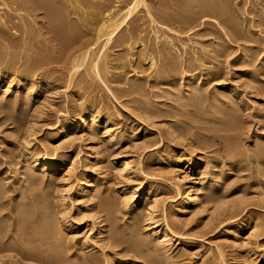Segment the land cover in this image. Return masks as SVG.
I'll return each mask as SVG.
<instances>
[{"label":"rangeland","instance_id":"rangeland-1","mask_svg":"<svg viewBox=\"0 0 264 264\" xmlns=\"http://www.w3.org/2000/svg\"><path fill=\"white\" fill-rule=\"evenodd\" d=\"M66 1L69 5L82 0ZM87 1L88 5L82 8L91 19L84 26L79 21L72 22V15L70 18H49L44 11L35 10L18 16L12 12L14 5H8L10 10L3 7L5 13L10 12L5 14L3 21L0 20V190L4 189L0 191V197L5 194L0 198V206L3 203L0 226L4 229L0 228V235H6L4 238L3 234L0 244L4 241L3 244H7L3 245L5 249L2 246L3 251L0 250V264H70L71 261L73 264H264V162L261 161L264 160V26L255 23L257 26L254 27L250 21H257L261 16L264 19V7H260L264 6V0H223L228 4L222 1L224 8L229 9L225 8L228 14L223 17L226 19L221 18L228 20L229 16L228 21L236 20L238 35L226 29L222 19L209 16L210 12H206L209 10L203 9V4L214 3V6L216 0H177L178 3L176 0H143V4L137 6L116 30L115 43L101 52V39L100 46L95 44V48L93 45L82 61L76 58L81 52H77L76 47L85 39L93 40L91 34L99 29L101 21L106 25L108 19L121 20L124 11L135 0ZM93 2L100 4L101 12L96 10L99 16L93 10ZM28 5L26 7H33V4ZM198 6L202 12L199 9L198 12ZM56 7L62 11L59 4ZM188 19L193 23H188ZM57 27L61 35L70 38L69 44L55 40ZM162 45L171 53L169 58L177 77L174 74L164 78L161 58L155 53ZM169 46L174 50L171 51ZM149 47L156 48L151 51ZM150 53L155 66L146 60ZM246 56L250 62L245 61ZM96 62L99 74L94 68ZM28 66L37 72L27 73ZM210 70L211 74H207ZM24 71L29 82H21L20 75ZM46 81L48 85L44 84ZM194 92L197 93L195 97ZM79 109L81 112L101 111L97 113V132L93 130V133L92 128L87 127L78 132L81 136L78 135V143L71 137L64 138L62 143L53 142L54 124L58 120L63 125L71 123ZM65 114L72 118H63ZM14 116L21 118L20 125L9 118ZM225 120L230 123H224ZM55 145L61 147L57 157L72 159L73 164L43 175L37 165L31 164L28 151L52 156ZM227 148L231 149L232 157L224 154ZM89 157L95 158L93 164H89ZM86 171L95 179L88 183L86 194L75 205V189ZM177 178L184 180L185 189L192 185L200 194L205 192L202 189L208 185L206 183H212L209 192L215 195L214 198L211 196L210 202L203 203L205 195H202L193 208L184 212L179 207V200L173 198ZM260 179L262 182L257 181ZM99 194L110 196L107 197L109 200L115 197L117 211L113 208L115 211H108L110 215L103 211L101 202L105 199L101 200ZM32 197L42 202L37 204ZM28 198L32 199L26 204ZM20 203L27 205L28 211L35 210L38 221L45 215L42 218L45 223L60 230L59 233L52 226L49 229L44 220L39 221L48 226L46 242L52 243L55 238L57 243L60 242L61 246L55 241L52 245L63 249L62 252L57 250L59 257L63 255L64 263L55 259L50 245L41 244L45 240L33 238L38 236L35 228L36 225L39 227V222L33 214L31 216V211L26 212V208L24 214L29 216L25 219ZM39 206L46 209L47 215ZM38 208L42 217L38 216ZM113 212H116L115 216ZM153 222L158 230L163 231L164 225L169 227L171 234L167 240L163 235L151 234ZM240 222L248 226L242 235H237L235 229ZM111 223L122 227H119L121 232H127H120L125 238H114L115 226ZM51 229L61 234L54 232L61 239L52 236ZM34 239H38L37 244ZM134 239L137 243L142 242L139 243L141 250L136 251L139 255L128 249L127 242ZM116 240L126 242L119 244ZM23 242L29 246L21 251L17 247H23ZM33 247L37 251L34 252Z\"/></svg>","mask_w":264,"mask_h":264},{"label":"bare ground","instance_id":"bare-ground-1","mask_svg":"<svg viewBox=\"0 0 264 264\" xmlns=\"http://www.w3.org/2000/svg\"><path fill=\"white\" fill-rule=\"evenodd\" d=\"M74 1V0H73ZM90 1V0H89ZM103 1V0H102ZM105 1H107V0H105ZM179 1V0H178ZM181 1V0H180ZM196 1V0H195ZM198 1V0H197ZM207 2H209V0H206ZM212 1V0H211ZM218 1H221V5H219V3L217 4L216 2H217V0H216V2H215V0H214V2H215V7L214 6H212L211 4L209 5V4H207V3H205V4H203L202 5V7H203V9H207V10H209V11H206L207 13H209V16L212 14L213 16H215V17H217V18H220V19H222L223 20V23H222V21H221V23L222 24H225L226 25V29H228L233 35H238L239 34V28H237L238 26L235 24V22H236V20H234V16L232 17L233 18V20L235 21V22H233L232 20L231 21H228L229 20V16H228V20H225L226 18V16L225 17H223L224 15H225V13H227L226 11V9L225 8H228L229 9V7H225L224 8V4L225 3H222V1L223 0H218ZM226 1H228V0H226ZM226 1H223V2H226ZM65 2H67L66 0H0V20H2L3 21V18H4V16H5V14H9V12L7 11L6 13L4 12V9H3V7H6L7 9H8V5L10 4V5H14L15 7L12 9V12H13V14H16V15H21V14H25V12H31V11H35V10H42V11H44L45 13V15H46V17H49V18H59V16H64L65 18H67L68 16H69V18H70V16L71 17H74V18H72L73 20H72V22L74 21V23L77 21H79L80 23H81V26L83 25H87V22H89L88 20L89 19H91V18H88L89 17V13H85L84 12V8H82L83 6H85V5H88V1L87 0H82V1H74V2H72V3H70L69 5L67 4H65ZM104 2V1H103ZM143 0H135L134 1V3H132V5L131 6H129L124 12H125V15H124V17L121 19V20H119V21H117V20H114V19H108L105 23H107L106 25H104V23H99V24H101V26L99 27V29L97 30V31H95L94 30V32L91 34L92 35V37H93V40L91 41V40H88V39H85L83 42H81L80 43V45L79 46H77L76 48L77 49H75V50H77V52H79V51H81L80 52V55H76L75 53V55H76V58H80L82 61H84V59H86L87 58V56H88V54H90L89 53V50L92 48V46L94 45V47H95V44H98L99 43V41L101 42V39H103V43H101L102 45H101V48H102V50H101V52L103 51V49L105 48V47H107V46H109V45H113L115 42L113 41V38L115 37V32H116V30L118 29V28H120L123 24H124V22L126 21V19L128 18V17H130L132 14H133V11L136 9V7L137 6H139L140 4H143ZM176 2H177V0H176ZM175 2V3H176ZM183 2V1H182ZM187 2H189V1H187ZM213 2V1H212ZM79 5H78V4ZM178 3V2H177ZM176 3V4H177ZM183 3H185V1L183 2ZM192 3V2H191ZM195 3H197V2H195ZM227 3V2H226ZM229 3V2H228ZM227 3V4H228ZM262 3V2H261ZM27 4H33V7H26V5ZM58 4H59V6L62 8V11H59V10H57V8L58 7H56V6H58ZM104 4V3H103ZM106 4V3H105ZM28 5V6H29ZM100 4L99 3H94L93 2V4H92V6H93V10H97V11H99V12H101L100 11V6H99ZM146 5V4H145ZM178 5H180V4H178ZM185 5V4H184ZM184 5H182V6H184ZM188 5V4H187ZM191 5H193V4H191ZM147 6V5H146ZM188 6H190V5H188ZM187 6V7H188ZM227 6V5H226ZM229 6V5H228ZM257 6H258V4H257ZM260 6V5H259ZM87 7V6H86ZM86 7H85V9H86ZM103 7H105V6H103ZM108 7V6H107ZM180 7H181V5H180ZM260 7H264V6H260ZM259 7V8H260ZM88 8H90V7H88ZM194 8V7H193ZM258 8V7H257ZM6 9V10H7ZM11 9V8H10ZM10 9H8V10H10ZM59 9V8H58ZM91 9H92V7H91ZM103 9V8H102ZM199 9V6L197 7V10ZM201 9V8H200ZM199 9V10H200ZM88 10V9H87ZM182 10V9H181ZM199 10H198V12H199ZM226 10V11H225ZM258 10V9H257ZM97 11L95 12L96 14H97ZM196 11V10H195ZM201 12H202V10H200ZM229 11V10H228ZM254 11H256V10H254ZM263 10H261V12H262ZM88 12V11H87ZM93 13H94V11H92ZM201 12H200V15H201ZM102 13H103V11H102ZM147 13H148V11H147ZM150 13H151V11H150ZM207 13H204V15L205 14H207ZM229 13H230V15H231V12L229 11ZM264 12H262V14H263ZM99 14V13H98ZM96 15V16H99V15ZM124 14V13H123ZM193 14V13H192ZM228 14V13H227ZM226 14V15H227ZM93 15V14H92ZM148 15H149V13H148ZM177 15V14H176ZM199 15V13L197 14V16H200ZM13 16V15H12ZM93 16H95V14L93 15ZM92 16V17H93ZM157 16V15H156ZM197 16H196V18H197ZM203 16V15H202ZM212 16V17H213ZM261 16V15H260ZM159 17V19H160V15L158 16ZM192 17V16H191ZM201 17V16H200ZM214 17V18H215ZM221 17H223V18H225V19H223V18H221ZM57 18V19H58ZM63 18V17H62ZM64 18V19H65ZM94 18H97V17H94ZM99 18V17H98ZM149 18H151L150 16H149ZM165 18V17H164ZM171 17H169V19H170ZM196 18H195V20H196ZM216 18V19H217ZM101 19V18H100ZM172 19V18H171ZM171 19H170V21H171ZM177 19V18H176ZM181 19V18H180ZM192 19V18H191ZM52 20V19H51ZM151 20H153L152 18H151ZM166 20V19H165ZM182 20V19H181ZM186 20V19H185ZM189 20V21H188ZM187 21H188V23L189 22H191L192 21V23H193V20H190V19H188ZM250 20V19H249ZM169 21V22H170ZM250 21H252V26H257V25H254L255 23H260L261 25H263L264 26V19L262 18V16L261 17H259L258 19H257V21L256 20H250ZM249 21V22H250ZM58 22V21H57ZM65 22V21H64ZM71 22V21H70ZM78 22V23H79ZM91 22H92V20H91ZM90 22V23H91ZM96 22V21H95ZM154 22V21H153ZM152 22V23H153ZM168 22V21H167ZM182 22H183V20H182ZM225 22V23H224ZM13 23V22H12ZM151 23V22H150ZM166 23V22H165ZM172 23H174L173 21H172ZM184 23V22H183ZM186 23V22H185ZM184 23V24H185ZM239 23V22H238ZM251 23V22H250ZM3 24V23H2ZM61 24V23H60ZM70 24V23H69ZM177 24V23H176ZM180 24H182L181 23V21H180ZM75 25V24H74ZM80 25V24H79ZM98 25V24H97ZM183 25V24H182ZM251 25V24H250ZM65 26V25H64ZM70 26V25H69ZM75 26H78V24H76ZM12 27V26H11ZM55 27V26H54ZM73 26H71L70 27V29L72 28ZM86 27H88V26H86ZM52 28V27H51ZM77 28V27H76ZM79 28V27H78ZM85 28V27H84ZM53 29V28H52ZM59 29V27H57V29H56V33L57 34H55V37H56V39L55 40H57V42L59 41V43L61 44L62 42H67V41H71L70 40V38L69 39H67V36H63V35H61L58 31ZM69 29V30H70ZM73 29H75V28H73ZM80 29L82 30V28L80 27ZM63 30V29H62ZM65 30V29H64ZM80 30V31H81ZM2 31V30H1ZM76 31V30H75ZM78 31H79V29H78ZM51 32V31H50ZM63 32V31H62ZM68 32V31H67ZM54 33V32H53ZM52 33V34H53ZM82 33H84L83 31H82ZM51 34V33H50ZM74 34V33H73ZM72 34V35H73ZM80 33H78V35H79ZM85 35H87V34H85ZM54 36V35H53ZM230 36V35H229ZM73 37V36H72ZM74 37H77L76 36V34H75V36ZM249 38V37H248ZM72 39V38H71ZM247 39V38H246ZM250 39V38H249ZM258 39V38H257ZM262 39V38H261ZM251 40V39H250ZM164 41V40H163ZM228 41V40H227ZM168 42V41H167ZM250 42V41H249ZM68 43V42H67ZM66 43V44H67ZM165 43V42H164ZM69 44V43H68ZM163 44V43H162ZM64 45V44H63ZM99 45V44H98ZM124 44H122V46H123ZM168 45V44H167ZM167 45H165V46H167ZM67 46V45H66ZM100 46V45H99ZM129 46V45H128ZM159 46H161V45H159ZM163 46V45H162ZM256 46V45H255ZM112 47V46H111ZM118 47V46H117ZM170 47V50H171V46H169ZM168 47V48H169ZM96 48V47H95ZM99 48V47H98ZM146 48V47H145ZM148 48V47H147ZM150 48V47H149ZM154 48H156V47H154ZM153 48V49H154ZM173 48H175L174 47V45H173ZM243 48V47H242ZM251 48H252V46H251ZM128 49V48H127ZM153 49H151L150 48V50L151 51H153ZM244 50L245 49H247V48H243ZM249 49V48H248ZM82 50H83V52H82ZM93 50V49H92ZM147 50H149V49H147ZM155 50V49H154ZM172 50H174V49H172ZM171 50V51H172ZM250 50V49H249ZM251 50H253V49H251ZM250 50V51H251ZM129 51V50H128ZM127 51V52H128ZM141 51H143V50H141ZM245 51H247V50H245ZM262 51H263V49H262ZM123 52V51H122ZM176 52V51H175ZM249 52V51H248ZM253 51H251V53H252ZM92 53V52H91ZM96 53V52H95ZM111 53V52H110ZM142 53V52H141ZM146 53V52H145ZM152 53V52H151ZM149 54V56H146V60L149 62V64H151V65H154V58H153V56H152V54ZM155 53L156 54H159V58H161L160 59V64H161V68H163V69H161V70H163L162 72L165 74V75H168V77H166L165 75H164V78H169V77H173L174 76V74H176V70L173 68V62H172V59H170L169 57H170V55H171V53H169L165 48H164V46L162 47V48H160L157 52L155 51ZM245 53V52H244ZM247 53V52H246ZM108 54V53H107ZM118 54H120V53H118ZM122 54V53H121ZM144 54V53H143ZM242 54V53H241ZM103 55H104V53H103ZM111 55V54H110ZM125 55V54H124ZM123 55V56H124ZM145 55H147V54H145ZM154 55V54H153ZM169 55V56H168ZM173 55H175V53L173 54ZM244 55H246V54H244ZM252 55V54H251ZM250 54H249V56H251ZM254 55V54H253ZM259 54H257V56H258ZM91 56V55H90ZM112 56V55H111ZM118 56V55H117ZM141 56H143V55H141ZM176 56V55H175ZM98 57V56H97ZM121 57V56H120ZM131 57H132V55H131ZM172 57V56H171ZM247 57V56H246ZM89 58V57H88ZM95 58H96V56H95ZM99 58H100V56H99ZM126 58H128V57H126ZM159 58H158V61H159ZM249 57H247L246 58V62L249 60L248 59ZM254 58V57H253ZM255 58H256V56H255ZM103 59H104V57H103ZM119 59H121V58H118V60ZM145 59V58H144ZM251 59V58H250ZM100 60H101V58H100ZM122 60V59H121ZM141 60V59H140ZM155 60H157V59H155ZM175 60V59H174ZM253 60V59H252ZM255 60V59H254ZM253 60V61H254ZM129 61V60H128ZM157 61V62H158ZM185 61H187L188 62V60H185ZM130 62V61H129ZM176 62V61H175ZM248 62H250V61H248ZM75 63V62H74ZM156 63V62H155ZM178 63V62H177ZM251 63H252V61H251ZM35 64V63H34ZM104 64L106 65V63L104 62ZM159 64V65H160ZM182 64V63H181ZM187 64H189V63H187ZM196 64V63H195ZM244 64V63H243ZM250 64V63H249ZM254 64V63H253ZM36 65V64H35ZM245 65V64H244ZM258 65V64H257ZM32 66V65H31ZM30 66V67H31ZM38 66V65H37ZM155 66V65H154ZM178 66V65H177ZM193 66V65H192ZM198 66V65H197ZM248 67H249V65H247ZM251 66V65H250ZM29 67V66H28ZM30 67L29 68H26V69H28V70H26L27 71V73L29 72L30 74H33L32 72L33 71H35L36 69H30ZM77 66L75 65V68H76ZM80 66H78V68H79ZM159 67V66H158ZM175 67V66H174ZM260 67V66H259ZM258 67V68H259ZM94 68H95V70H97L96 68H97V62L94 64ZM93 68V69H94ZM157 68V67H156ZM173 68V69H172ZM179 68V67H178ZM189 68V67H188ZM197 68V67H196ZM195 68V69H196ZM37 69H38V67H37ZM160 69V68H159ZM205 69H207V68H205ZM74 69H72V71H73ZM178 70V69H177ZM179 70H180V68H179ZM182 70V69H181ZM184 70V69H183ZM208 70V69H207ZM249 70V69H248ZM255 70V69H254ZM1 71V70H0ZM21 72H22V70H20ZM76 71V70H75ZM203 71H206V70H203ZM249 71H251V69L249 70ZM36 72H37V70H36ZM35 72V73H36ZM96 72V71H95ZM99 71L97 70V73H98ZM157 72V71H156ZM182 72V71H181ZM189 72V71H188ZM192 72V71H191ZM199 72V71H198ZM244 72V71H243ZM252 72V71H251ZM261 72V71H260ZM74 73V72H73ZM201 73V72H200ZM203 73V72H202ZM213 73V72H212ZM253 73H255L254 71H253ZM1 74V73H0ZM22 75H20L21 77H22V81L21 82H27L28 80V77H27V75H25V71L23 72V73H21ZM44 74V73H43ZM42 74V75H43ZM99 74V73H98ZM97 74V75H98ZM179 74V76H180V72L178 73ZM207 74H211V70H210V73H208L207 72ZM260 74V73H259ZM14 75H16L15 73H14ZM36 75H38V74H36ZM157 75V74H156ZM160 75V74H159ZM159 75H158V77H159ZM181 75H182V73H181ZM188 75V74H187ZM191 75V74H190ZM197 75V74H196ZM206 74H204V76H205ZM215 75V74H214ZM252 74H250V76H251ZM264 75V74H263ZM12 76V75H11ZM29 76V75H28ZM33 76V75H32ZM45 76H46V74H45ZM99 76V75H98ZM178 76V77H179ZM201 76V75H200ZM199 76V77H200ZM203 76V75H202ZM15 77V76H14ZM30 77V76H29ZM163 77V76H162ZM176 77H177V74H176ZM181 77V76H180ZM208 77H211V76H208ZM13 78V77H12ZM19 78V77H18ZM42 78V77H41ZM156 78V77H155ZM160 78V77H159ZM186 78H188V76L186 77ZM16 79V78H15ZM21 79V78H20ZM162 79V78H161ZM161 79H160V81H161ZM180 79H182V78H180ZM190 79H191V77H190ZM264 79V78H263ZM32 80V79H31ZM46 80H47V77H46ZM208 80V79H207ZM20 81V80H19ZM45 81V80H44ZM47 81H49V80H47ZM47 81L46 82H44V84H46L47 83ZM162 81H163V79H162ZM171 81V80H170ZM15 82V81H14ZM29 82V81H28ZM165 82V81H164ZM169 82V81H168ZM181 82V81H180ZM209 82V81H208ZM13 83V82H12ZM31 83H33V81L31 82ZM30 83V84H31ZM35 83V82H34ZM41 83V82H40ZM173 83V82H172ZM29 84V85H30ZM43 84V85H44ZM197 84V83H196ZM204 84H206L205 82H204ZM11 85V84H10ZM19 85V84H18ZM41 85V84H40ZM46 85H48V84H46ZM199 86H201V84H198ZM207 85V84H206ZM205 85V86H206ZM33 87V86H32ZM35 87V86H34ZM36 87H38V86H36ZM136 88H137V86H135ZM133 88V87H132ZM167 88V87H166ZM183 88V87H182ZM168 89V88H167ZM29 90V89H28ZM32 90V89H31ZM135 90V89H134ZM194 90V89H193ZM229 90V89H228ZM188 92V91H187ZM199 91L197 90V93H198ZM192 93H193V91H192ZM195 93V92H194ZM197 93H195V94H193V96L195 97V95H197ZM29 95H32V93H30ZM189 96H192V95H189ZM199 97H201V96H199ZM197 99V98H196ZM199 99V98H198ZM193 100H194V98H193ZM90 105H91V103H90ZM195 105V104H194ZM89 106V105H88ZM193 106V105H192ZM191 106V107H192ZM224 106V105H223ZM86 107V106H85ZM91 107V106H90ZM226 108V107H225ZM92 109V108H91ZM96 110V109H95ZM93 111V110H90L89 112H81L80 111V109H79V113H77L76 115H74L75 117H74V119L71 121V123H69V124H61V122L58 120L57 122H56V125L54 124V126L56 127V130L53 132V135H51L52 137H51V140L53 141V142H60L61 140H64V138H68V137H71L72 139H74L75 140V142H79V139H80V135L78 134V132H80V130H87V127L88 128H92V131L93 130H95V133L97 132L96 130V128L98 127L97 125H98V114L101 112V111H99V113H98V110H97V113H96V111ZM237 111V110H236ZM218 112V111H217ZM224 111H222V113H223ZM238 112V111H237ZM227 113H229V110L227 111ZM231 113H233L232 112V110H231ZM230 113V114H231ZM14 115V114H13ZM17 115V114H16ZM20 115V114H19ZM19 115H17V116H19ZM218 115H220V114H218ZM233 115V114H232ZM11 116V115H10ZM9 117V118H11V119H13L14 120V122H16L17 124L19 123V121H21V118L20 117ZM227 116V115H226ZM225 116V118H226V120H227V118H228V116L226 117ZM234 116V115H233ZM21 117H22V115H21ZM223 117H224V115H223ZM222 117V118H223ZM230 117V116H229ZM23 118V117H22ZM63 118H67V119H71L72 117L71 116H68L67 114H65V117H63ZM224 118V119H225ZM233 118H235V117H233ZM62 119V118H61ZM230 119V118H229ZM232 119V118H231ZM4 120V119H3ZM216 120V119H215ZM215 120H214V122H215ZM219 120H221V119H219ZM223 120V119H222ZM225 120V122L224 123H226L227 122V124H229L228 123V121H226ZM2 121V120H1ZM63 122H64V119L62 120ZM230 121V120H229ZM236 121V120H235ZM13 122V121H12ZM218 122V121H217ZM217 122H215V123H217ZM221 122V121H220ZM15 123V124H16ZM21 123H19V125H20ZM220 124V123H219ZM232 124V123H231ZM227 126V125H226ZM225 126V127H226ZM229 127V126H228ZM227 127V128H228ZM90 131H91V129H89ZM91 131V132H92ZM104 131V130H103ZM84 132V131H83ZM85 132H87V131H85ZM88 133V132H87ZM90 133V132H89ZM93 133H94V131H93ZM93 133H92V135H93ZM25 134H27V133H25ZM80 137H79V136ZM102 135H103V133H102ZM105 135V134H104ZM29 137V136H28ZM114 138V137H113ZM112 138V139H113ZM91 139V138H90ZM115 139V138H114ZM26 141V140H25ZM81 141V140H80ZM113 141V140H112ZM65 142V141H64ZM71 142H72V140H71ZM82 142V141H81ZM60 143H62V141L60 142ZM68 143V142H67ZM66 143V144H67ZM73 143V142H72ZM58 144V143H57ZM65 147V146H64ZM228 147H229V144H228ZM25 148H28V147H25ZM72 148V147H71ZM60 150H61V147H59V146H54V148H53V151H54V154H52V156H48V155H39V154H37L36 152H33V151H28V157H29V159L31 160V164H33L34 166H36L37 165V167H38V169H39V171L40 172H42V174L43 175H45V174H47V173H50V172H52L54 169H57V168H60V167H64V166H70L71 164H73V162H72V159H62V160H60L57 156L60 154ZM224 150V149H223ZM229 150H231V149H225V153L224 154H226V156H229V157H232V153H231V151H229ZM36 151V150H35ZM96 153V152H95ZM92 154V153H91ZM222 154V153H221ZM95 155V154H94ZM98 156V155H97ZM262 156V155H261ZM62 157V156H61ZM236 157V156H235ZM256 157H258V156H256ZM260 157V156H259ZM258 157V158H259ZM253 158H255V157H253ZM263 158V157H262ZM94 157H89L88 158V161H89V164L91 163V164H93L94 162ZM232 159V158H231ZM233 159H234V157H233ZM257 159V158H256ZM230 160V159H229ZM246 160V159H245ZM255 160V159H254ZM217 161V160H216ZM235 161H237V160H235ZM261 161H263L264 162V160H261ZM28 162V161H27ZM188 162V161H187ZM229 162V161H228ZM231 162V161H230ZM229 162V163H230ZM239 162V161H238ZM29 163V162H28ZM255 163V162H254ZM125 164H127V163H125ZM188 165V164H187ZM190 165V164H189ZM200 165V164H199ZM229 165V164H228ZM256 165V164H255ZM257 165H258V162H257ZM264 165V164H263ZM87 166V165H86ZM123 167H125V166H123ZM230 167H231V165H230ZM238 167V166H237ZM221 168V167H220ZM223 168V167H222ZM27 170H29V169H27ZM88 170V169H87ZM33 171V170H32ZM29 172V171H28ZM264 172V171H263ZM30 173V172H29ZM200 174V173H199ZM259 174V173H258ZM264 174V173H263ZM32 175H33V173H32ZM41 175V174H40ZM69 175V174H68ZM30 176H31V174H30ZM37 176H38V174H37ZM5 177V176H4ZM31 177H33V176H31ZM35 177H36V174H35ZM34 177V178H35ZM38 177H40V176H38ZM256 177H260V176H256ZM37 178V177H36ZM35 178V179H36ZM95 179V176H90V174H88V172L86 171V172H84L83 174H82V177H81V181H80V183H79V185L77 186V188L75 189V205H78V203L80 202L79 201V199H80V197L81 196H84L85 194H86V192H87V185H88V183L89 182H91V181H93ZM41 180H42V178H41ZM26 181V180H25ZM44 181V180H43ZM257 181H261V179L260 180H257ZM35 182H36V180H35ZM34 182V183H35ZM262 182V181H261ZM263 182H264V180H263ZM32 183H33V181H32ZM33 183V184H34ZM98 183V182H97ZM210 183V182H209ZM209 183H206V184H208V185H204L203 186V189L202 190H204L205 192L204 193H202V194H200V193H198V189L196 190L194 187L195 186H192V185H188L187 187H186V189L184 188V180L182 179V178H177L176 179V181L174 182V200H179V207H180V209H182L184 212H187V211H189V209H191V208H193L196 204H197V201L199 200L198 199V197H202V195H205V197L202 199V201H203V203H205L204 201H208L209 200V198L212 196L213 198H214V196H213V194H212V192H209V190H210V188L211 187H213V186H211L210 187V185H212V183L211 184H209ZM264 184V183H263ZM77 185V184H76ZM101 185V184H100ZM0 186H2V183L0 184ZM94 186H96V185H94ZM3 187H4V185H3ZM1 188V187H0ZM4 189L2 188L0 191H3ZM97 190V189H96ZM208 190V191H207ZM28 192V191H27ZM201 192V191H200ZM203 192V191H202ZM5 193V192H4ZM41 193V192H40ZM97 193V192H96ZM95 193V194H96ZM43 194V196H44V192L42 193ZM41 194V195H42ZM183 194H185V197H182L183 196ZM5 195V194H4ZM4 195L2 194V196L4 197ZM38 195H40V194H38ZM97 195V194H96ZM96 195H95V197H96ZM109 195V194H108ZM0 196H1V194H0ZM32 196H34V195H32ZM93 196H94V194H93ZM99 196H100V194H99ZM125 196H127V195H125ZM124 196V197H125ZM2 197V198H3ZM31 197V196H30ZM35 197H37L36 196V194H35ZM34 197V198H35ZM39 197V196H38ZM42 197V196H41ZM108 196L106 195V197H102V195L100 196V198H101V200L104 198L105 200H102V202H101V207H102V210L103 211H109L110 213L112 212V210L113 211H115L116 209H118V207H116V208H114V205H115V197H114V200H113V198H112V200H109L108 198L110 197H108ZM113 197V196H112ZM123 197V198H124ZM131 197H133V195L131 196ZM1 198V197H0ZM1 198V199H2ZM33 198V197H32ZM32 198H30V200L32 199ZM33 198V200L35 201V199ZM43 198V197H42ZM107 198V199H106ZM129 198V197H128ZM0 199V200H1ZM15 199V198H14ZM38 199V198H37ZM36 199V200H37ZM41 199V198H40ZM44 199H45V197H44ZM82 199V198H81ZM111 199V198H110ZM24 200V199H23ZM29 200V198L26 200V204H27V201ZM30 200H29V202H30ZM32 200V203L34 202ZM47 202H48V200L47 199H45ZM131 200V199H130ZM38 201H41V200H37L36 201V203L38 202ZM211 200H209V202H210ZM28 202V203H29ZM42 202V201H41ZM71 202H72V200H71ZM74 202V201H73ZM24 203V202H23ZM23 203L21 204L22 206H23ZM114 203V204H113ZM155 203V202H154ZM5 204V203H4ZM18 204V203H17ZM25 204V203H24ZM30 204V203H29ZM38 204V203H37ZM43 204L44 203H42V206H43ZM70 204V203H69ZM72 204V203H71ZM123 204V203H122ZM143 204V203H142ZM20 205V206H21ZM31 205H35V204H31ZM41 205V204H40ZM65 205H67V204H65ZM118 205V204H117ZM116 205V206H117ZM135 205V204H134ZM3 206V203H2V205L0 206V207H2ZM17 206H19V205H17ZM21 206V207H22ZM26 206L27 205H24L23 207H22V209L20 210L21 212H23V213H21V214H24V210H25V208H26ZM36 206V205H35ZM34 206V207H35ZM123 206V205H122ZM20 207V208H21ZM28 207H31V206H28ZM100 207V208H101ZM127 207V206H126ZM15 208V207H14ZM13 208V209H14ZM18 208V207H17ZM39 208H41L40 206H39ZM38 208V212L42 209L43 210V207L41 208V209H39ZM44 208H45V206H44ZM115 210H114V209ZM29 209V208H28ZM28 209L26 208V212H29V211H31L32 213H31V216H32V214H33V216L35 217V215H37L36 214V211L35 210H29L28 211ZM30 209H32V207L30 208ZM46 209L48 210V208H47V203H46ZM46 209H44V210H46ZM96 209V208H95ZM16 210H18V209H16ZM15 210V211H16ZM44 210H43V212H44ZM92 210V209H91ZM181 210V211H182ZM100 211V210H99ZM117 211V210H116ZM0 212H1V210H0ZM12 212V211H11ZM13 212H14V210H13ZM12 212V213H13ZM18 212V211H17ZM42 212V215L44 214V213H46V215H47V212H44L43 213ZM101 212V211H100ZM109 212H108V214H109ZM30 213V212H29ZM116 213V212H115ZM114 212L112 213V215H114L115 214ZM18 214V213H17ZM48 214H49V212H48ZM15 215V214H14ZM103 215H104V213H103ZM106 215V214H105ZM110 215V214H109ZM19 216V215H18ZM24 218L26 219V216L28 217L29 215H28V213H27V215L26 214H24ZM30 216V217H31ZM39 217H42L41 216V211H40V213H39V215H38ZM45 216V215H44ZM43 216V217H44ZM115 216V215H114ZM2 217V216H1ZM21 217V219H24L22 216H20ZM20 217H19V220H20ZM42 217V218H43ZM64 217V216H63ZM67 217V216H66ZM66 217H65V219H66ZM107 217V216H106ZM113 217V216H112ZM118 217V216H117ZM149 217V216H148ZM3 218V220H4V216L2 217ZM6 218V217H5ZM36 218V217H35ZM41 218V220L39 219V221L41 222L42 220H44L43 222L45 223V218L44 219H42ZM110 218H111V216H110ZM138 218V217H137ZM11 219V218H10ZM29 219V218H28ZM62 219V218H61ZM116 218H114V220H115ZM136 219V218H135ZM18 220V221H19ZM36 220H37V218H36ZM36 220H35V223H36ZM112 220V219H111ZM118 220V219H117ZM137 221H138V219H136ZM28 221V220H27ZM27 221H26V223H27ZM29 221H30V219H29ZM38 221V220H37ZM38 221V222H39ZM116 221V220H115ZM136 221V222H137ZM21 222H23V221H21ZM24 222H25V220H24ZM23 222V223H24ZM39 222V223H40ZM63 222H65V220L63 221ZM0 223H3L1 220H0ZM38 223V228H37V225L36 224H34V225H36V233L38 234V236H34L33 238H41V239H43V240H45V242L43 243L42 241H41V244H44V245H50V247H52V251H51V253H52V255H54V257H55V259L57 260V261H62L63 263H64V261H63V258H62V260H61V257L63 256H60L59 257V255H60V250H61V252L63 251V249H60L59 247H58V245H60V244H58V243H60V242H56L55 240L57 239V238H55V243H57L58 245H56V247H58V248H56V247H54V244L52 245V243H54V241L51 243V241L50 242H46L47 240V237H48V231L47 230H49L50 228H51V226H50V224L47 222V223H45V224H47V225H49V229H46V227H48V226H46V225H44V224H42V223H40L39 224ZM71 223V222H70ZM132 223V222H131ZM112 224V223H111ZM118 224V223H117ZM168 224V223H167ZM232 224V223H231ZM19 225V228L20 229H22L21 227H20V224H18ZM24 225H25V223H24ZM71 225V224H70ZM109 225V224H108ZM113 225V224H112ZM133 225V224H132ZM26 226V225H25ZM111 226V225H110ZM113 226H115L114 228H115V232H114V234H113V232H111V234H113V235H115L114 236V238H116L117 236H119L118 238L120 239V236H122V234H120V232H121V229L120 228H122V227H118V225H117V227H116V225H113ZM131 226V225H130ZM247 224L246 223H243V222H240V223H238L237 224V227H236V229H235V231H236V233H237V235H242L243 234V232H244V230L247 228ZM3 227V226H2ZM23 227V226H22ZM29 227V226H28ZM31 227H32V223H31ZM65 227V226H64ZM127 227V226H126ZM148 227H149V225H148ZM151 227V231H152V233L151 232H149V234L151 233L153 236H159V237H161L162 235L165 237V239H166V237L167 236H169L171 233H170V229H169V227H167L166 225H164V229H163V231L162 230H158V226H157V224H155L154 222L152 223V226H150ZM0 228H1V226H0ZM5 228V227H4ZM52 228L54 229V227L52 226ZM55 228H56V226H55ZM114 228H111L112 229V231H114ZM131 228V227H130ZM132 228H134V226L132 227ZM131 228V229H132ZM3 228H1V230H2ZM30 229H32V228H30ZM53 229H51V230H53ZM4 230V229H3ZM50 230V231H51ZM54 230H56V229H54ZM52 231L53 232V235L52 236H55V234H54V232L55 233H58L60 230L59 229H57L56 231H58V232H56V231ZM123 230V229H122ZM226 230V229H225ZM228 230V229H227ZM19 231V230H18ZM32 231V230H31ZM34 231V230H33ZM124 231V230H123ZM122 231V232H123ZM121 232V233H122ZM227 232V231H226ZM225 232V233H226ZM33 233V232H32ZM60 233V232H59ZM58 233V234H59ZM124 233L126 234L127 232H125L124 231ZM4 234V233H3ZM3 234H2V236L0 235V239H1V237H4L3 236ZM7 234V233H6ZM118 234H120V235H118ZM5 235V234H4ZM8 235V234H7ZM25 236H26V234H24ZM33 235H34V233H33ZM59 235H61V234H59ZM59 235H57V236H59ZM24 236V237H25ZM31 236V235H30ZM51 236V237H52ZM57 236H55V237H57ZM11 237V236H10ZM9 237V238H10ZM20 237H22V236H20ZM125 238V235L124 236H122V238ZM4 238H6V235H5V237ZM59 238L61 239V237L59 236ZM3 239V238H2ZM1 239V240H2ZM24 239H27V236L24 238ZM51 238L49 237V239H48V241L50 240ZM52 239H54L53 237H52ZM59 239V240H60ZM111 239V238H110ZM132 239V238H131ZM58 240V241H59ZM112 240H113V238H112ZM120 240H122V239H120ZM120 240L118 241V240H116V241H118L119 242V244L120 243H122L123 242V244H124V241L126 242V240H128L129 241V239H126V240H124V241H121L120 242ZM135 240L136 239H134V241H130V242H127V243H129L128 245V247H130V248H128V249H130L131 251H133V252H135L136 253V251H139V249L141 250V244H139V243H142V242H139L138 240V242L139 243H137V242H135ZM167 240V239H166ZM4 241V240H3ZM20 241V240H19ZM24 241V240H23ZM36 241L38 242V239H36ZM35 241V239H34V243L36 242ZM61 241V240H60ZM141 241V240H140ZM145 241V240H144ZM5 242V241H4ZM3 242V243H4ZM22 242V241H21ZM37 242L35 243V244H37ZM115 242V241H114ZM160 242V241H159ZM2 242H1V246L0 247H2L4 244H3ZM6 243V242H5ZM25 243H26V240H25ZM40 243V242H39ZM47 243V244H46ZM145 243V242H144ZM22 244V246L23 247H20V245L17 247V249L18 248H20L19 250H21V248L23 249V248H25V246H29V243L28 244H24V242L23 243H21ZM24 244V245H23ZM34 244V245H35ZM147 244V243H146ZM165 244V243H164ZM12 245V244H11ZM33 245V244H32ZM39 245V244H38ZM127 245V244H126ZM143 246H144V244H142ZM163 245V244H162ZM4 246H7V244L6 245H4ZM3 246V247H4ZM61 246V245H60ZM142 246V247H143ZM3 247L0 249V250H2L3 249ZM10 247V246H9ZM13 247V246H12ZM11 247V248H12ZM36 247H37V245H36ZM35 247V248H36ZM48 247V246H47ZM50 247H48V249L50 248ZM89 247V246H88ZM28 247H26V250H29V249H27ZM30 248V247H29ZM34 247H33V249H35ZM44 248H46L45 246H44ZM44 248H43V254L45 253L44 252ZM145 248V247H144ZM143 248V249H144ZM4 249H5V247H4ZM14 249H16L15 247H14ZM40 249H41V247H40ZM57 249H59V252H58V250ZM50 250V249H49ZM3 251V250H2ZM22 251V250H21ZM24 251V250H23ZM34 252L35 251H37L36 249L35 250H33ZM145 251H147L146 249H145ZM17 252V251H16ZM19 252V251H18ZM17 252V253H18ZM26 252V251H25ZM25 252H22V253H25ZM28 252V251H27ZM26 252V254H29V253H27ZM130 252V251H129ZM141 252V251H140ZM20 255H21V253H19ZM137 255H139V253H136ZM25 255V254H24ZM31 255H32V253H31ZM40 255V254H39ZM38 255V256H39ZM45 255V254H44ZM86 255V254H85ZM88 255V254H87ZM22 256H23V254H22ZM24 257V256H23ZM26 257H28V255H26ZM30 257V256H29ZM33 258H34V255L32 256ZM45 257V256H44ZM53 257V256H52ZM53 257V258H54ZM90 257V256H89ZM88 257V258H89ZM94 257V256H93ZM93 257H92V259H93ZM45 258H47V256L45 257ZM60 258V259H59ZM110 258V257H109ZM34 259H36V258H34ZM91 259V258H90ZM49 260V259H48ZM47 260V261H48ZM88 260V259H87ZM97 260V259H96ZM50 261V260H49ZM52 261V260H51ZM85 261H86V259H85ZM89 261V260H88ZM87 261V262H88ZM92 261V260H91ZM90 261V262H91ZM53 262V261H52ZM65 262H67V260H65ZM70 261H68V263H69ZM90 262H88V263H90ZM95 262V261H94ZM51 263V262H50ZM73 263H74V261H73ZM72 263V261H71V263L70 264H73ZM78 263V262H77ZM92 263V262H91ZM54 264H56V263H54ZM59 264H61V263H59ZM65 264H67V263H65ZM76 264V263H75ZM79 264H81L80 262H79ZM85 264H87L86 262H85ZM92 264H95V263H92Z\"/></svg>","mask_w":264,"mask_h":264}]
</instances>
